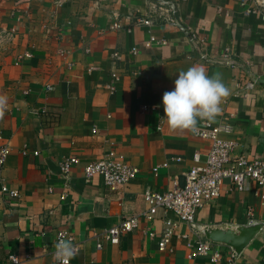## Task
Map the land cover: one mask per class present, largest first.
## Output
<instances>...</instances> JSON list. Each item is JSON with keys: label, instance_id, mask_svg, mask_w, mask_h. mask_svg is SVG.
Segmentation results:
<instances>
[{"label": "crops", "instance_id": "1", "mask_svg": "<svg viewBox=\"0 0 264 264\" xmlns=\"http://www.w3.org/2000/svg\"><path fill=\"white\" fill-rule=\"evenodd\" d=\"M242 1L0 0V31L14 33L0 44V146L9 148L0 188L18 192H0V264H11L9 255L19 264H58L52 248L61 228L79 246L70 264H227L231 250L216 244L219 262L189 257L179 235L204 237L162 208L147 221L143 194L182 187L194 155L203 161L209 151L207 140L162 119L163 94L193 65L229 89L210 121L231 126L235 154L264 160V20ZM139 18L153 23L136 25ZM150 36L166 44L146 48ZM227 50L235 67L223 58ZM249 80L258 81L244 97ZM106 156L136 167V179L115 190L97 176L84 181L83 167ZM70 157L78 164L64 177L59 164ZM131 215L137 229L96 248L98 235ZM167 221L174 234L160 252ZM252 221L263 227L237 261L264 264V200L253 183L239 191L223 181L195 218L212 228Z\"/></svg>", "mask_w": 264, "mask_h": 264}, {"label": "built area", "instance_id": "2", "mask_svg": "<svg viewBox=\"0 0 264 264\" xmlns=\"http://www.w3.org/2000/svg\"><path fill=\"white\" fill-rule=\"evenodd\" d=\"M252 1L254 9L249 12L259 13L264 20V0H243V4ZM152 19L139 18L136 19V25L149 27L152 25ZM114 29L121 28L119 23L113 25ZM13 30L0 31V44L5 40L13 37ZM165 40H158L150 36L145 43L146 48L153 45H164ZM132 55L137 54V49L130 50ZM113 58L119 59V54L114 53ZM224 60L230 67H235V60L232 58L228 50L223 55ZM113 81L108 86L110 93L115 90L114 82L118 80L116 74H112ZM258 80H249L242 86L241 94H246L253 89ZM151 107L143 106L142 110L146 111ZM154 108V107H153ZM231 133V126L228 123H213L210 120L202 119L201 128L193 134L207 140L210 143L209 151L202 161L199 154L193 157L194 165L184 174V184L182 187H174L171 191L165 193L153 192L146 190L143 194L144 202L147 205L143 217L147 221H151L157 210L162 208L174 213L178 219L189 225L192 230H196L195 218L197 212L206 204L219 197L220 188L223 181L228 180L235 185L239 191L246 189L248 183H253L256 187L258 196L264 200V160H251L243 155L235 154L237 143L228 137ZM26 154V151H23ZM37 155L36 152L33 153ZM9 155V148L6 145L0 146V167H2ZM180 161L181 159H175ZM78 164L76 157H70L59 164L60 173L67 177L71 168ZM156 171V169H154ZM139 172L136 167L128 163L115 159L111 156H106L102 159L89 163L83 167L84 181L89 182L94 177H100L104 185L110 189H117L128 185L136 179ZM2 194H7L10 197H18V192L10 190L2 185L0 188ZM64 199V196L61 197ZM171 222H166V227L162 233V237L158 242V250L165 252L167 245L170 243L171 237L174 234V225ZM139 227V216L131 215L125 217L118 224L104 230L97 236L96 248H102V240L112 245L118 243L120 236L129 233ZM180 238L186 239V247L189 250V257H208L211 263L219 262L222 259V254L218 248L213 249V244L208 241L190 240L187 235H179ZM60 239H71L74 245V256L77 255L79 246L75 242L73 234L68 228H61L56 231L55 243L52 248L54 257L55 245ZM11 264H19L18 257L9 255ZM55 259V257H54ZM58 263V261L55 259ZM227 264H242L237 261V257L231 252L226 257ZM71 263V260H70ZM82 264V263H80Z\"/></svg>", "mask_w": 264, "mask_h": 264}, {"label": "clouds", "instance_id": "3", "mask_svg": "<svg viewBox=\"0 0 264 264\" xmlns=\"http://www.w3.org/2000/svg\"><path fill=\"white\" fill-rule=\"evenodd\" d=\"M228 95V87L219 78L209 77L203 66L193 65L180 72L174 80L173 89L163 94L162 119H166L172 129L198 132V119L214 120ZM73 256L71 239H60L54 252L58 264H70Z\"/></svg>", "mask_w": 264, "mask_h": 264}, {"label": "water", "instance_id": "4", "mask_svg": "<svg viewBox=\"0 0 264 264\" xmlns=\"http://www.w3.org/2000/svg\"><path fill=\"white\" fill-rule=\"evenodd\" d=\"M263 223L252 221L247 225L225 226L212 228L210 226L198 225L196 232L212 244L228 247L238 257L244 248L255 238L262 229Z\"/></svg>", "mask_w": 264, "mask_h": 264}]
</instances>
